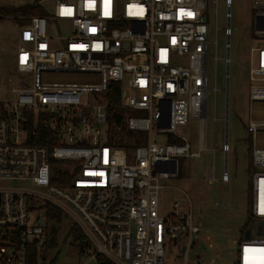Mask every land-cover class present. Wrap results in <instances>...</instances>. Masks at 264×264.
<instances>
[{
    "label": "built area",
    "instance_id": "built-area-1",
    "mask_svg": "<svg viewBox=\"0 0 264 264\" xmlns=\"http://www.w3.org/2000/svg\"><path fill=\"white\" fill-rule=\"evenodd\" d=\"M254 2L258 45L249 50L247 130L256 138L264 133L252 108L264 105V2ZM30 5L44 14L0 13L19 31L12 88L0 98V264H57L47 252L55 235L48 221L62 216L85 236L82 264H99L98 257L166 264L173 250L183 264L204 262L188 259L201 232L191 201H176L162 215L159 197L182 160L206 151H193L179 127L191 117L206 122L210 95L219 91L216 79L211 86L210 65L220 60L209 56V0H34L21 7ZM57 22L69 34L54 36ZM112 84H119L117 108L145 113L128 119L130 130L148 135L130 153L109 144ZM154 127L165 142L153 140ZM251 157V221L240 231L235 264H264V148L256 141Z\"/></svg>",
    "mask_w": 264,
    "mask_h": 264
},
{
    "label": "rangeland",
    "instance_id": "rangeland-1",
    "mask_svg": "<svg viewBox=\"0 0 264 264\" xmlns=\"http://www.w3.org/2000/svg\"><path fill=\"white\" fill-rule=\"evenodd\" d=\"M33 1L0 0V10L13 11ZM215 1L209 0L207 33L212 43L209 56L213 59L217 54L220 60L217 66L213 61L210 65L211 86L214 87L216 79L219 91L216 95H210L206 122L202 123L200 119L191 117L187 124L179 127L181 134L191 143L193 151H200L201 146L206 151L201 152L200 158L181 161L179 176L167 182L171 189L160 193L159 203L160 213L164 215L170 211L174 202L187 199L191 201L194 223L201 232L195 237L188 255L190 263L204 258V262L200 264H235L240 231L247 222L246 208L253 202L249 143L254 144L256 141L258 147L264 148V133H259L254 138L245 127L251 110L248 59L250 48L258 45V40L253 36L258 9L254 0H231L228 53V3L227 0H217L216 13ZM45 8L53 11V7L48 5ZM69 32L65 22L55 23L51 30L57 37L66 36ZM18 36V26L12 19L0 20V93L6 94L0 95V98L8 97L12 88L7 81L14 78ZM216 41L217 49L214 45ZM252 108L254 118L264 120V105L254 104ZM214 118L217 122H214ZM158 130L157 127L153 128V140L163 143L166 135L159 134ZM224 176H227V181H223ZM74 222L70 217L64 216L60 221H48L49 231L55 233L57 245L48 248L47 252L49 256L56 257L57 264H82L85 261L80 253L79 243L69 235ZM166 264H183L176 250L167 252Z\"/></svg>",
    "mask_w": 264,
    "mask_h": 264
},
{
    "label": "trees",
    "instance_id": "trees-1",
    "mask_svg": "<svg viewBox=\"0 0 264 264\" xmlns=\"http://www.w3.org/2000/svg\"><path fill=\"white\" fill-rule=\"evenodd\" d=\"M1 14L4 15H18L20 13H23L25 15H43L44 11L37 5H30L25 6L21 8L14 9L13 11L9 9H3L0 10ZM111 92V98L109 99V102L112 106V109L109 113V144L114 147H120L124 148L127 152H131L135 150L138 146L143 145L148 140V135L143 132H135L128 128V119L132 116H145V113L134 111V110H125V109H119L116 107V105L120 101L119 96V84H112L110 86ZM244 125H246L244 123ZM247 128V126H245ZM168 142L179 144L181 143L180 140L177 138L170 136L168 138ZM253 144L252 142L249 143V153H252ZM50 216H52V210H50ZM246 214H247V222L251 221V216L249 215L248 207L246 208ZM69 235L73 236L75 240L79 243V248L82 247V245L85 242V236L81 229H79L76 226H71L69 229ZM57 244L55 243V235L54 240L51 243V247L54 248ZM99 264H108L105 262V260L101 257H98Z\"/></svg>",
    "mask_w": 264,
    "mask_h": 264
},
{
    "label": "water",
    "instance_id": "water-1",
    "mask_svg": "<svg viewBox=\"0 0 264 264\" xmlns=\"http://www.w3.org/2000/svg\"><path fill=\"white\" fill-rule=\"evenodd\" d=\"M163 119L167 121V123L164 125V129H167L170 127V110L166 112V114L163 116ZM205 119V118H204ZM263 227H264V222H263ZM262 227L259 229V232H261ZM250 237V229L246 231V238Z\"/></svg>",
    "mask_w": 264,
    "mask_h": 264
}]
</instances>
